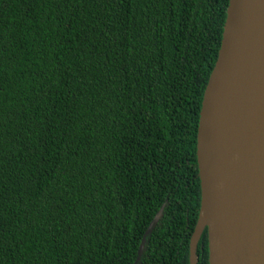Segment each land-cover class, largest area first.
Returning a JSON list of instances; mask_svg holds the SVG:
<instances>
[{"label":"trees","instance_id":"trees-1","mask_svg":"<svg viewBox=\"0 0 264 264\" xmlns=\"http://www.w3.org/2000/svg\"><path fill=\"white\" fill-rule=\"evenodd\" d=\"M228 4L0 0V264H189Z\"/></svg>","mask_w":264,"mask_h":264},{"label":"water","instance_id":"water-1","mask_svg":"<svg viewBox=\"0 0 264 264\" xmlns=\"http://www.w3.org/2000/svg\"><path fill=\"white\" fill-rule=\"evenodd\" d=\"M196 157L201 203L189 264H197L205 230L208 264H264V0H229L202 99Z\"/></svg>","mask_w":264,"mask_h":264}]
</instances>
